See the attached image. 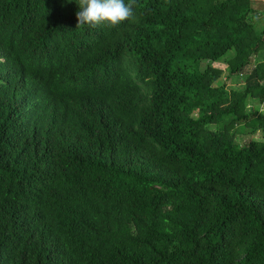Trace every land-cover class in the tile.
<instances>
[{
	"label": "trees",
	"instance_id": "trees-1",
	"mask_svg": "<svg viewBox=\"0 0 264 264\" xmlns=\"http://www.w3.org/2000/svg\"><path fill=\"white\" fill-rule=\"evenodd\" d=\"M77 11L0 0V264H264V6Z\"/></svg>",
	"mask_w": 264,
	"mask_h": 264
},
{
	"label": "clouds",
	"instance_id": "clouds-1",
	"mask_svg": "<svg viewBox=\"0 0 264 264\" xmlns=\"http://www.w3.org/2000/svg\"><path fill=\"white\" fill-rule=\"evenodd\" d=\"M75 2L78 5V11L76 12L77 27L84 25L115 27L135 20L133 11L135 0H129L128 3H125V0H75ZM0 61H3V59H0Z\"/></svg>",
	"mask_w": 264,
	"mask_h": 264
},
{
	"label": "rangeland",
	"instance_id": "rangeland-1",
	"mask_svg": "<svg viewBox=\"0 0 264 264\" xmlns=\"http://www.w3.org/2000/svg\"><path fill=\"white\" fill-rule=\"evenodd\" d=\"M264 0H253V2H254V6L255 7H259V8H262L263 6H264V2H263ZM261 57L263 58V56L261 55V53L258 55V57H257V59L258 60H260L261 59ZM242 79H239V81H241ZM226 85H227V89H230V88H239L240 87V85H234V84H231V83H229V81L228 80H226ZM252 108H254V109H257V108H259V110H260V112H264V106H259V105H256L254 102H253V104H249V106H248V109L249 110H251ZM212 129H213V126L211 127ZM246 132H248V131H246ZM252 138H254L255 140H260V135H259V133H256L254 136H252ZM249 139V137H248V135H246V136H243V137H241V138H239L238 139V142L239 143H244V142H246L247 140ZM237 140V139H236Z\"/></svg>",
	"mask_w": 264,
	"mask_h": 264
},
{
	"label": "crops",
	"instance_id": "crops-1",
	"mask_svg": "<svg viewBox=\"0 0 264 264\" xmlns=\"http://www.w3.org/2000/svg\"><path fill=\"white\" fill-rule=\"evenodd\" d=\"M263 2H264V1H263ZM251 5H252L253 8L262 9V8H259V7H255V6H254L255 4H254L253 0H251ZM263 56H264V55H263Z\"/></svg>",
	"mask_w": 264,
	"mask_h": 264
}]
</instances>
